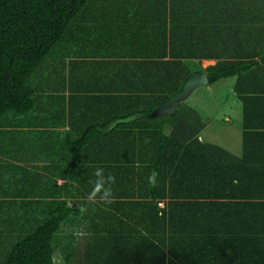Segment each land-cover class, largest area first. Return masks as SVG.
Returning a JSON list of instances; mask_svg holds the SVG:
<instances>
[{
    "label": "trees",
    "instance_id": "16d2710c",
    "mask_svg": "<svg viewBox=\"0 0 264 264\" xmlns=\"http://www.w3.org/2000/svg\"><path fill=\"white\" fill-rule=\"evenodd\" d=\"M210 58L209 84L235 76L242 155L203 141L204 118L184 100L172 115L155 114L197 71L188 60ZM53 68L69 69V95L33 83ZM81 69L94 73L73 79ZM42 96L104 103L110 119L86 122L75 138L67 131L65 172L13 162L14 174L0 178V264H56L55 235L73 219L90 233L103 230L89 243L114 249L104 264H167L186 253L264 264V0H0V140L16 136L13 118L33 112ZM96 167L116 177L115 200L81 213ZM38 176L43 187L24 191L23 179ZM183 247L192 252L174 251Z\"/></svg>",
    "mask_w": 264,
    "mask_h": 264
},
{
    "label": "crops",
    "instance_id": "0c3cea01",
    "mask_svg": "<svg viewBox=\"0 0 264 264\" xmlns=\"http://www.w3.org/2000/svg\"><path fill=\"white\" fill-rule=\"evenodd\" d=\"M67 60H69V57H67ZM190 60L198 61L200 64L204 62H208V65L216 62V59L213 58L202 59V60L199 59H190ZM206 66L207 65L201 66V69H196V70L197 71L204 70L203 68ZM62 72L65 73V77L63 79H62ZM46 73L52 76L50 79L48 78L49 80L42 76L45 75ZM93 73L94 72L90 70H82L81 72H77V70H75L71 74L73 75V79H74L75 77L78 76L81 77L82 76L86 77V75L92 76ZM69 74H70L69 69L63 71L62 69L53 68L46 71H40V73H38L36 78L33 80V83L39 86L38 88H44V89L47 88V90L55 88L56 89L55 92L56 91L62 92V90L64 89L65 90L64 93L66 95H69L70 91L72 92V90L69 89V86H71L70 85L71 82L69 80ZM74 82L77 81L76 80L73 81V84ZM87 83L88 81L78 82L75 83V86L78 87L89 86L87 85ZM77 92H80V90H78ZM40 98L41 99L36 102L35 109L33 110V112L13 118L14 121L17 122V124L9 128L17 130L18 133L16 134V136H12L15 134L7 133L5 134L6 139L3 138L0 140L1 142L0 155L1 158L3 159V161H0V166L2 167L1 168L2 174L0 177L1 181L4 180L6 177H11L14 174L15 167L13 168V162L23 166H36L34 167V169L44 174H49L50 172H58V171L65 172L67 170V158L71 156V150L68 149V146H65L66 139L69 138V136L67 135V131L72 130L73 131L72 136L75 138L77 137V135L81 134L83 130H85L87 123H90V125L91 124L95 125L99 122L100 123L103 122L106 119L107 120L110 119L108 112L105 111L107 109L106 105L101 102H95V101L91 102V101L80 100V98H76V99L73 98L71 102L66 101V103H64L62 101L53 99L49 96L47 97L42 96ZM192 106L197 110H199L193 104ZM111 107L114 108V104H111ZM199 111L201 112V110ZM159 112L162 115H164L165 113L172 115L175 112V110L173 113H168L163 110H159L158 113ZM201 114L204 118L205 126L199 133L200 138L203 141L213 143L214 140H216L212 137L215 134V130L211 128L210 131L208 129L209 127H211L210 126L211 122L205 119V116L202 112ZM242 114L244 115V111ZM53 117H56L55 120H59L62 123H60L59 125H54L53 122H55V120ZM226 119H228V117H226ZM71 125L73 126V128L71 127ZM29 130H34V131L30 132ZM166 131L170 132L171 126L167 128ZM226 137H227L226 139L228 140V137L231 136L227 135ZM218 141H221V139H219ZM232 142H234V144L237 145V148L230 147V145L229 147L226 146V148L236 155H242L244 153L243 118L241 120V127L238 130L237 138L236 136H234ZM184 151L185 153L187 152L186 154H188L189 152V157L192 158L191 161L196 162L201 166H203V163H206V159L201 160V159H196L194 157L195 155L198 154L196 152L197 149H193V150L191 149L187 151L184 150ZM188 160L190 161V158ZM20 174L23 175L22 169L17 170L16 179H20L21 177ZM43 178L38 176L32 178V180H29L28 178L23 179L25 183H30L28 184V186L26 185L24 187V189H26L24 191H29V189H31V191H35L38 188L43 187L44 185ZM64 182L65 179L63 177L58 178L59 185L63 184ZM72 186H74V183H72ZM64 196L66 197L65 194ZM68 200L71 204L73 203L76 204L75 202L77 201L74 197L71 196L68 197ZM164 202H162L163 205ZM30 204L37 205L35 202H32ZM30 204H26V205L29 206ZM25 213L26 212L24 211V214ZM19 216H21V213L19 214ZM72 223L74 224L73 228L66 227V226L71 227ZM84 225L85 224L81 220L79 223L78 221L76 222V219H73V222H67V224L61 227V229L57 232V234L55 235V239L58 238V240H60L62 247L64 245H68L65 248V250L68 248V251H61V250L58 251L57 250L58 248L55 250L54 262L56 264H102V262L104 264V262L108 259V257L106 259L105 252L113 251L114 250L113 248H111L110 246L106 247L103 245V243L101 244L97 240L95 244L89 243L90 242L89 238H91V236L96 235L97 237L99 236L100 232L103 233V230L96 227L94 231L95 233H90V229H86ZM62 229H63L62 234H60V231ZM92 251L96 253V255L94 256L95 259H90L87 255V252H92ZM174 251H177L178 253L181 254H183L184 252L186 253L188 251L192 252V250H187L186 248L184 249V247ZM56 252L57 253L60 252V254L63 257V260H60ZM186 254L169 255L167 264H204V263L215 264V261L210 260L212 258H209V256H208L209 260L207 262H201V260L198 259L197 257L189 256V255L186 256ZM67 256H69L68 259L66 258ZM108 256L110 257L113 255H111L110 253ZM243 263L245 262L244 261L242 262L241 260L238 262V264H243ZM232 264H235V262Z\"/></svg>",
    "mask_w": 264,
    "mask_h": 264
},
{
    "label": "rangeland",
    "instance_id": "374dc122",
    "mask_svg": "<svg viewBox=\"0 0 264 264\" xmlns=\"http://www.w3.org/2000/svg\"><path fill=\"white\" fill-rule=\"evenodd\" d=\"M188 64L192 69H201V66L208 65V62L200 64L198 61L188 60ZM234 83L235 76H230L212 84L200 85L191 92L185 102L196 106L204 114L205 119L211 122V127L208 129L210 131L211 128L215 130V134L212 137L216 140L213 143H218L223 147H229L230 145V147L237 148L232 139L234 136L237 138L238 130L241 127L243 103L235 94ZM169 127L170 125L167 128ZM227 135L231 136L228 137V140L226 139ZM219 139L221 141H218ZM66 227L73 228L74 224L72 223L71 227ZM63 229L60 234H62ZM54 246L56 249L58 248V251H68V248L65 250L68 245L62 247L58 238L54 240ZM57 255L60 260H63L60 252Z\"/></svg>",
    "mask_w": 264,
    "mask_h": 264
},
{
    "label": "clouds",
    "instance_id": "9594fccd",
    "mask_svg": "<svg viewBox=\"0 0 264 264\" xmlns=\"http://www.w3.org/2000/svg\"><path fill=\"white\" fill-rule=\"evenodd\" d=\"M94 179L90 180L92 188L85 198L84 205L80 207V212L84 213L87 211V205L92 204H111L115 200L113 185L116 183V177L111 174H105L103 167H96L92 173ZM158 172L153 170L148 177L150 186L157 185Z\"/></svg>",
    "mask_w": 264,
    "mask_h": 264
},
{
    "label": "water",
    "instance_id": "95a60500",
    "mask_svg": "<svg viewBox=\"0 0 264 264\" xmlns=\"http://www.w3.org/2000/svg\"><path fill=\"white\" fill-rule=\"evenodd\" d=\"M209 78L206 70H199L192 74V76L186 81L183 89L177 92L174 96L170 98L168 102H165L156 108L155 113H158L159 110H163L168 113H173L176 107V104L181 100H185L189 97L190 93L200 85H208Z\"/></svg>",
    "mask_w": 264,
    "mask_h": 264
},
{
    "label": "built area",
    "instance_id": "2783aa9c",
    "mask_svg": "<svg viewBox=\"0 0 264 264\" xmlns=\"http://www.w3.org/2000/svg\"><path fill=\"white\" fill-rule=\"evenodd\" d=\"M160 204H161V205H163V203H162V202H161Z\"/></svg>",
    "mask_w": 264,
    "mask_h": 264
}]
</instances>
